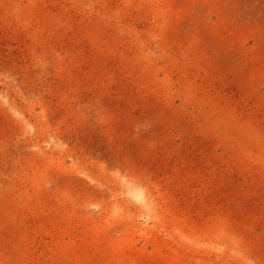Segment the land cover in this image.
Masks as SVG:
<instances>
[{"label": "rangeland", "instance_id": "374dc122", "mask_svg": "<svg viewBox=\"0 0 264 264\" xmlns=\"http://www.w3.org/2000/svg\"><path fill=\"white\" fill-rule=\"evenodd\" d=\"M0 264H264V0H0Z\"/></svg>", "mask_w": 264, "mask_h": 264}]
</instances>
